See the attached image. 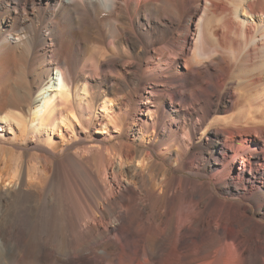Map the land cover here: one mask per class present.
I'll return each mask as SVG.
<instances>
[{
  "label": "bare ground",
  "instance_id": "1",
  "mask_svg": "<svg viewBox=\"0 0 264 264\" xmlns=\"http://www.w3.org/2000/svg\"><path fill=\"white\" fill-rule=\"evenodd\" d=\"M0 264H264V0H0Z\"/></svg>",
  "mask_w": 264,
  "mask_h": 264
},
{
  "label": "rangeland",
  "instance_id": "2",
  "mask_svg": "<svg viewBox=\"0 0 264 264\" xmlns=\"http://www.w3.org/2000/svg\"><path fill=\"white\" fill-rule=\"evenodd\" d=\"M54 77H55V78H54V80H52V82H53V81H55V82L57 81V80H56V78H57L56 72H55V74H54ZM98 134H101V133H98Z\"/></svg>",
  "mask_w": 264,
  "mask_h": 264
}]
</instances>
